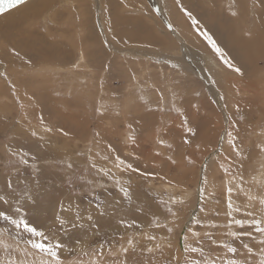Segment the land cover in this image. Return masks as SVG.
<instances>
[{
  "label": "rangeland",
  "instance_id": "rangeland-1",
  "mask_svg": "<svg viewBox=\"0 0 264 264\" xmlns=\"http://www.w3.org/2000/svg\"><path fill=\"white\" fill-rule=\"evenodd\" d=\"M44 1L29 0L1 15L0 21L24 5ZM181 3L242 74L215 56L176 0H57L45 15L29 22L31 26H27L28 18L18 20L16 40L0 32V73L8 77L5 80L0 75V194L10 192L6 184L13 181L12 202L19 197L34 222L44 226H53L61 203L71 204L73 215L78 206L89 235L86 216L91 212L106 254L109 248L119 249L121 237L134 239L136 248L129 264H169L173 256H179L181 264L185 257L191 259L183 252V237L189 227L203 233L192 222L205 215L200 212L202 204L219 210V217L210 213L216 223H226L223 172L218 163L222 152L235 156L227 132L238 136L237 146L242 149V155L231 161L234 183H241L242 178L245 191L264 196V35H256L264 28V3ZM169 23L174 30H169ZM241 41L252 42L244 46ZM185 116L195 135L185 132ZM47 126L53 132L46 133ZM128 137H134L135 143H125ZM185 139L190 143H184ZM109 144L122 157H138L135 163L141 171L155 173V178L147 179L138 173H117L129 187L131 199L123 197L114 180L91 167L90 155L97 168L104 164L102 157L109 154ZM24 154L27 165L20 163ZM205 174L208 186L201 197L198 189ZM24 190L33 199H25ZM170 195L184 201L169 204L178 211L177 217L168 214L161 203L169 202ZM97 197L104 202L103 216L95 211ZM233 199L241 208L248 203L243 193H234ZM254 205L259 209L258 202ZM234 215L242 218V213ZM120 218L135 219L140 227L125 229L117 223ZM157 219L161 227L153 223ZM163 225L173 232L169 234ZM226 231L222 227L215 234L230 239ZM148 235L156 239L150 241ZM0 239L10 245L7 251L0 246V259L9 252L18 254L17 249L25 246L14 232ZM243 242L248 243V238ZM235 246L243 260L246 253L240 242ZM254 252L255 257L247 259L259 264V252L255 248ZM205 254L224 255L222 251L210 253L207 243ZM64 255L69 261L76 259L75 254Z\"/></svg>",
  "mask_w": 264,
  "mask_h": 264
},
{
  "label": "snow or ice",
  "instance_id": "snow-or-ice-1",
  "mask_svg": "<svg viewBox=\"0 0 264 264\" xmlns=\"http://www.w3.org/2000/svg\"><path fill=\"white\" fill-rule=\"evenodd\" d=\"M26 2L27 0H0V13L5 12L6 9L23 5ZM121 2L124 3V0H121ZM261 2L264 3V0H261ZM176 4L179 6L184 16L191 21V25L196 27L197 33L207 42L215 56L236 73H241V69L235 67L225 57L223 49L218 45L214 37L206 29L202 30L197 27L200 24L199 20L181 3V0H176ZM156 11L159 12V9H156ZM236 14V12L232 13L234 16ZM167 26L169 30H174L171 23ZM173 67H176V65H173ZM0 75H3L5 80L8 79L6 74L0 73ZM12 95H16L14 84L12 85ZM196 95H199V93H196ZM160 99L163 101V95H161ZM21 106L23 107V105ZM237 111H239L238 107ZM241 119H243V117H241ZM40 121L43 123V117L40 118ZM182 126L185 132L195 135V130L190 126L187 116L184 117ZM59 131L64 136L69 135V133L63 129H59ZM45 132L51 133L53 132V128L47 126L45 127ZM36 134V131L32 132L33 136ZM95 135L98 137L100 134L96 133ZM226 135L228 138L227 143L235 154L234 157H230L223 152L220 153L221 159L218 163V167L223 172L221 180L225 188L226 210L224 215L227 220L224 225L216 223L210 213L214 212L215 217H219V210L207 209L202 204L200 212L205 215L194 218L192 222L202 227L204 231L201 233L191 227L187 229V233L183 237L185 242L183 252L187 253L192 258L188 259L185 257L183 264H252V261L248 260L247 257H255L254 248L259 252V264H264V196H254L250 191H245L242 178L241 183H234L235 177L231 172V161L235 157H240L242 155V149L237 146V135H234L231 131L227 132ZM221 139H223V137H221ZM128 141L135 143V138L128 137L125 143ZM159 143L164 144L165 142L160 140ZM184 143L188 144L190 141L185 139ZM166 146L168 148L172 147L170 144ZM107 147L109 154L102 157L104 164L100 165L99 168H97L95 159L91 155L89 156L91 167L97 169L104 177L114 180L119 191L123 194V197L131 199L129 187H126L125 183H122L121 180L117 178V173L120 175L124 173H138L145 179L149 177L155 178V173L147 170L141 171L140 167L135 163V161L139 159L138 157H132L130 160L126 156L122 157L110 144ZM89 152H91V150H89ZM26 155L27 154H24L20 160V163L25 165L28 164V159L25 158ZM156 155L159 156L161 153L157 152ZM31 159L36 161L37 158L32 156ZM167 159L173 164L176 163L171 156H168ZM188 162L195 163V161L191 159H189ZM109 164H111V167L108 166ZM68 167L71 168L72 165L69 164ZM204 167L207 169L208 166L205 165ZM113 169H115V172ZM225 177H227V179H225ZM161 179H163V177H161ZM207 186L208 177L205 174L201 180V187L198 189V193L201 197H203L204 193L207 191ZM6 188L11 191L0 194V222H3L5 225V227L0 228V236H4L9 232H14L15 237L22 239L25 246L23 249H17L18 254L9 252L7 258L0 259V264H129V257L136 248L134 239L121 237L123 243H120L119 249L109 248L106 254L105 243L97 239L100 233V227L97 221L94 220L91 212L86 216V222L91 230V235L88 234V230L84 229V223H82V221L85 220V217L81 214L79 207H76L73 215L71 204L67 207H65L63 203L60 204V209L62 211L54 216L53 226L39 225L29 216L24 205L20 203L19 197L16 198L15 204L10 199L12 193L16 191L13 181H7ZM234 193H243L247 198L248 203L245 204L243 208L235 204L233 199ZM22 195L27 200L33 199L28 190H24ZM209 195L214 196L215 194L209 193ZM254 202H258L260 206L259 209L255 208ZM161 203L165 205L168 214L177 217L178 211H174L173 207L169 206V204H183L184 201H177L170 195L169 202L166 203L161 200ZM216 203H219V201L217 200ZM104 208V202L97 197L95 211L99 213L100 216H103L105 214ZM234 213H242V218H237ZM117 223L125 229L140 227L135 219L126 220L120 218ZM153 223L156 227L162 226L158 219L154 220ZM163 226L167 228L169 234L173 232L172 227H168L167 225ZM222 227L227 229L226 236L230 239H225L223 236H217L215 234L216 231ZM53 228H55V230H53ZM70 230H75V233ZM81 230H83V234H77L80 233ZM61 233H63V235H61ZM64 236H68L69 239L65 240ZM245 237L248 238V243L243 242ZM147 239L151 241L155 240L156 237L148 235ZM236 241L240 242V247L243 248L246 253V257L243 260L238 258L239 248L235 246ZM206 243L210 253L222 251L224 255H217L215 258L210 254L206 255ZM93 245H95V247H93ZM0 246H2L5 251L10 248V245L5 243L3 239H0ZM156 247L158 248L159 245ZM168 247L169 249L172 247L170 242ZM147 251L152 252V249L149 248ZM64 253H68L69 255L75 254L76 259L69 261ZM84 257H87V259H84ZM169 264H181V258L179 256H173L170 258Z\"/></svg>",
  "mask_w": 264,
  "mask_h": 264
},
{
  "label": "bare ground",
  "instance_id": "bare-ground-1",
  "mask_svg": "<svg viewBox=\"0 0 264 264\" xmlns=\"http://www.w3.org/2000/svg\"><path fill=\"white\" fill-rule=\"evenodd\" d=\"M57 0H45L44 2H38L37 4L30 6V5H24L23 7H21L20 9H18L17 11H12V13H10V15L3 21H0V32L5 35L7 38H9L10 40L14 41V36H15V40H16V28L19 27V24L16 23L18 20H25L26 18H28L27 21V26L32 23V21L34 19L39 18L41 15H45V11L47 10L48 6L50 5H54L56 4ZM24 9V10H23ZM16 10V9H14ZM245 17V16H244ZM30 22V23H29ZM239 24V23H238ZM31 26V25H29ZM238 28V27H237ZM212 31V30H211ZM260 33H256V35L258 34H262L264 35V28L263 30H259ZM258 32V31H257ZM256 37H254L255 39ZM253 39V40H254ZM178 40L180 43L183 44V46H185V41L183 40L182 37L178 36ZM252 40V41H253ZM240 41V40H239ZM251 41V42H252ZM251 42H246V41H241L240 43H242L244 46H248ZM258 42V41H257ZM4 45V44H3ZM10 45V44H9ZM257 46V45H256ZM262 46V44H261ZM188 48V47H187ZM258 48V47H257ZM4 53V52H3ZM15 54V53H14ZM4 56V55H3ZM5 57V56H4ZM197 58V57H196ZM201 58V57H200ZM196 60V59H195ZM201 60V59H200ZM194 64V63H193ZM190 66V65H189ZM203 70V69H202ZM202 73V72H201ZM202 77V76H201Z\"/></svg>",
  "mask_w": 264,
  "mask_h": 264
},
{
  "label": "water",
  "instance_id": "water-1",
  "mask_svg": "<svg viewBox=\"0 0 264 264\" xmlns=\"http://www.w3.org/2000/svg\"><path fill=\"white\" fill-rule=\"evenodd\" d=\"M27 1H29V0H27ZM18 6H20V5H18ZM18 6H17V7H18ZM15 8H16V7H15ZM12 9H14V8L6 9L5 12L0 13V16L3 15V14H5V13H7V12H9V11L12 10Z\"/></svg>",
  "mask_w": 264,
  "mask_h": 264
}]
</instances>
